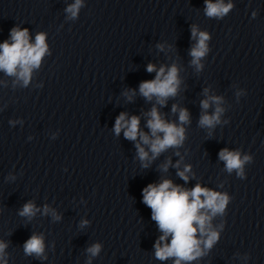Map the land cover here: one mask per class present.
Wrapping results in <instances>:
<instances>
[{"label":"clouds","instance_id":"clouds-1","mask_svg":"<svg viewBox=\"0 0 264 264\" xmlns=\"http://www.w3.org/2000/svg\"><path fill=\"white\" fill-rule=\"evenodd\" d=\"M83 0H75L65 11L69 18H76L82 7ZM231 0L227 4L224 0H205V15L209 18H223L231 9ZM255 15V13L253 14ZM191 35L196 40L195 45L190 50L192 57L191 64L199 71L203 65L201 59L208 53L207 41L210 39L207 32L199 31L196 25L191 28ZM10 40L0 43V71L6 75L15 77L14 84L22 83L26 87L34 69L41 65L42 58L48 53L46 44V34L38 33L35 41L30 42L29 30L27 28L13 27L10 31ZM163 50V45H158ZM149 73L156 72L152 80L140 83L139 93L146 100L152 101L155 98V105L145 115L148 118L147 128L149 133L140 130V117L133 115L128 117L127 113L122 112L115 121L114 133L119 136L121 131L126 139L137 141L135 147L137 156L142 162V167L147 168L151 160L155 159L162 152L169 148H177L185 140L184 125L190 123V113L186 108H180L173 104L172 112H178V121L169 122L163 118L158 107L165 106L169 98L175 97L181 84L178 78V68L175 64L171 67L161 66L158 70L154 64L147 65ZM208 89L204 90L206 98L201 101L202 114L199 119V126L202 128L213 129L221 122L220 118L224 109L221 107L223 98L216 95H208ZM131 94L125 93L131 100L135 95V90H130ZM241 93L238 92L237 96ZM215 105L213 113L207 110ZM211 135V132H209ZM139 138V139H138ZM148 146L145 150L144 146ZM151 153V156L149 155ZM179 155V153H177ZM219 159L224 162L225 169L231 173L233 170L237 175L243 177L244 165L252 158L248 155L241 156L237 151H230L227 148L220 150ZM171 161L161 166L162 170L167 171ZM178 161L175 167L179 169ZM191 166L185 165L183 170H178L177 175L185 182L189 180L188 173ZM143 203L151 209V219L156 222L162 235L156 241L155 257L161 261L173 259V264H191L206 254L219 239V233L212 225V220L218 214H223L230 197L226 193L202 187L196 184L192 189H186L173 184L169 179L162 180L159 184H149L142 192ZM40 208H37L31 201L24 204L19 211V215L31 220ZM51 213L54 219H60L54 210L47 205L43 207V214ZM88 221H82L81 227ZM171 237L170 242L168 238ZM7 244L0 241V264H7L5 259V249ZM24 253L28 256L44 258V238L43 235L33 234L24 243ZM101 251L99 243L87 249L91 257H95Z\"/></svg>","mask_w":264,"mask_h":264},{"label":"water","instance_id":"water-1","mask_svg":"<svg viewBox=\"0 0 264 264\" xmlns=\"http://www.w3.org/2000/svg\"><path fill=\"white\" fill-rule=\"evenodd\" d=\"M221 107V122L202 130L169 178L186 189L200 184L230 197L224 213L212 220L219 239L191 264H264V24ZM224 148L252 158L244 165L243 177L226 171L219 159ZM185 165L191 166L187 182L177 175ZM161 235L147 207L100 264H173L172 258L155 257Z\"/></svg>","mask_w":264,"mask_h":264}]
</instances>
